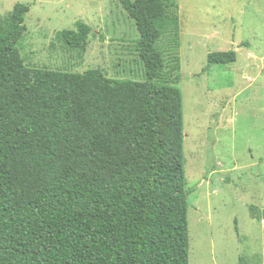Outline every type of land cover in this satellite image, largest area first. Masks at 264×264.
<instances>
[{
	"label": "trees",
	"instance_id": "trees-1",
	"mask_svg": "<svg viewBox=\"0 0 264 264\" xmlns=\"http://www.w3.org/2000/svg\"><path fill=\"white\" fill-rule=\"evenodd\" d=\"M119 1L143 82L27 67V5L0 26V264H190L182 93L161 77L179 19L168 0ZM88 34L62 37L80 48Z\"/></svg>",
	"mask_w": 264,
	"mask_h": 264
},
{
	"label": "rangeland",
	"instance_id": "rangeland-1",
	"mask_svg": "<svg viewBox=\"0 0 264 264\" xmlns=\"http://www.w3.org/2000/svg\"><path fill=\"white\" fill-rule=\"evenodd\" d=\"M168 3L179 29L160 42L161 77L182 93L190 264H264V0ZM16 4L30 8L19 44L27 67L146 80L119 0H0V26ZM81 23L89 34L74 48L62 34ZM229 52L231 62L210 65Z\"/></svg>",
	"mask_w": 264,
	"mask_h": 264
}]
</instances>
